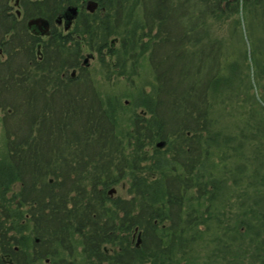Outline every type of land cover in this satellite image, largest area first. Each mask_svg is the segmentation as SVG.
Segmentation results:
<instances>
[{"label": "trees", "instance_id": "16d2710c", "mask_svg": "<svg viewBox=\"0 0 264 264\" xmlns=\"http://www.w3.org/2000/svg\"><path fill=\"white\" fill-rule=\"evenodd\" d=\"M23 1L21 20L0 1V112L9 127L0 142V264H183L179 254L197 241L224 264H245L234 254L264 230V36L251 41L243 70L228 51L205 53L204 16L228 18L259 1ZM87 1L95 12L83 9ZM68 7L80 9L68 32L28 34L27 18ZM89 52L107 81L139 79V66H149L152 89L130 104L143 116L126 120L118 98H101L81 76ZM159 141L163 150H144ZM231 173L249 185L229 186ZM122 182L126 198H110ZM249 198L244 220L223 221L231 199Z\"/></svg>", "mask_w": 264, "mask_h": 264}, {"label": "rangeland", "instance_id": "374dc122", "mask_svg": "<svg viewBox=\"0 0 264 264\" xmlns=\"http://www.w3.org/2000/svg\"><path fill=\"white\" fill-rule=\"evenodd\" d=\"M258 1H259L258 6H256L257 4L255 5V7L249 6L247 8V11L245 10L240 11L239 14L228 17V18L219 17L217 11L212 16L210 14L209 15L206 14L207 17L206 15L204 16L205 28L209 36L206 39V41L203 42L204 45H206V47H204L203 49L205 51L212 50L213 55L217 54L219 56H221V53L225 55L228 51L229 55L233 58V60H235L242 67L243 70H246V65L250 66L251 64V60H250L251 41L257 40L259 38H263L264 36V15L262 16V14H264V0H258ZM203 4L204 6L208 8H213V2L211 0H203ZM9 5L13 6V11H14V2H10ZM203 10H205V7H202V11ZM236 27H238V32L240 33L242 38L239 37V33H237V31L234 30ZM250 34L252 35L251 39L248 38V35ZM197 49H200V48H197ZM207 52L208 51H206L205 53ZM90 53L91 52L85 53L82 59V66L86 69L83 73L84 75L79 74V70L73 71L74 72L73 74L86 76L88 81L95 80L94 81L96 82L95 87H97V92L101 94V98L108 99L110 98V96L114 97L115 99L118 98L121 105H123V109L125 110L124 112L122 109L123 115L126 120H129L130 118H132L133 113H136L137 115L141 116L143 114L142 109L141 108L133 109L130 104L132 103L133 94L136 93L137 90L151 91L152 87H150L149 83H151L153 77H152V73L150 71L149 66L148 65H144V67L139 66L136 72V75L140 77L139 79L138 78L131 79L129 77V80L124 82L123 79L118 80L117 78L112 76V79L110 81H107L105 78L107 72L103 70L97 55L95 53L93 54H90ZM130 71H131L132 77L133 76L135 77L136 75L135 73H133L132 69ZM71 72L72 71H69L68 73L70 74ZM131 80L135 81L134 84L130 82ZM136 83L138 84L139 87H141L140 89H137V87L134 86ZM43 103H45L44 98L37 99L34 104L40 108L42 105H44ZM232 108L233 106L231 107V109ZM163 116L165 117L164 119L167 118L165 114ZM1 117H2V112H0V142H2L3 140L2 138L5 136V133H7L6 131L9 128L8 126L5 125L4 122H2ZM246 137L251 138L250 135H247ZM127 146H131V144H128ZM154 146L155 145L149 146L147 144L144 147V150L149 151L151 155L155 148ZM249 146L251 147L252 144L248 143L246 147H249ZM62 147L63 145L61 142L59 149H62ZM165 147L166 145H164L161 148V150H163ZM132 148L133 147L128 148L125 151V154H127L129 150H132ZM254 154L255 153L252 152L251 157H253ZM248 155H249V152H248ZM252 168H253V164L249 170H251ZM258 171L262 172V174L264 175V165H259ZM234 177L235 176L233 175V173H231V176L229 178H226L227 182L231 181L228 183L229 186L238 184V186L242 185L243 187V186L249 185L248 182L246 181L243 183L240 181L242 179H245L242 177L237 178L238 183L234 184V182H236V180H234ZM111 189H114V192L112 194H110ZM111 189H109L110 198H113V199L114 198H120V199L126 198L127 188H126L125 183L122 182L121 184L117 186H113ZM234 201L238 202V199H231V201H229L231 205L226 206L224 210V213H226L227 215L229 214L228 212H231L230 217H227V215L225 214V217L223 218V221L225 223H231V226L233 225V227L236 225L237 219H243L245 217L244 212L246 211H240L239 210L240 207H244V206L248 207V205L252 207L253 200L250 198L247 200L246 199L242 200L241 203H244V204H241V203L234 204L236 203ZM259 208L260 206L258 205L257 206L258 211H259ZM252 224L258 225L257 223L255 224L254 222ZM204 228L206 231L207 230L206 227L200 226V230L204 231ZM259 230L260 231H258L257 236H259L260 240L258 241H261L262 237H263V240L261 242H258L257 245H255V247L250 246L248 248H243L244 246H241V249L239 250L237 248L236 249L238 250L237 252L241 251V253H238L239 257L237 256L236 253L234 254V256L236 257L234 259L235 262H238L237 260H239V258L242 259L245 264H255L256 262L258 264V261L262 260V259L256 258V254L260 252L258 248L264 245V236H263L264 230L260 228ZM241 231L244 232L245 230L241 229ZM249 234L255 237L254 235L255 232H252V230H249ZM185 235L200 236L199 232H189V231ZM133 237H135L136 239V235H133ZM254 239H256V237ZM204 249L205 248H202L201 241H197L196 245L193 244L191 245V247H187V249H185L187 253L184 252L182 254H179L177 261H180L183 264H210L211 262L217 263V264H219L220 262V264H224L225 261L221 257L219 256L214 257L212 254L209 255L207 254V252H205ZM243 249L247 251L246 254L242 253ZM233 250H235V248ZM220 254L223 255L224 257L227 256V253L221 252Z\"/></svg>", "mask_w": 264, "mask_h": 264}, {"label": "flooded vegetation", "instance_id": "af4514ba", "mask_svg": "<svg viewBox=\"0 0 264 264\" xmlns=\"http://www.w3.org/2000/svg\"><path fill=\"white\" fill-rule=\"evenodd\" d=\"M2 2H4V8L2 9L3 12H5L8 16H12L15 15L16 18L18 20H21L24 18V10H23V0H0ZM31 3L34 2H38L41 0H28ZM10 2H14V11H13V6H10ZM77 8V7H76ZM67 9H64L62 12H60L58 15L52 17L51 19H47L44 17H29L25 20V28L28 32V34L32 37H35V39H39V40H45L47 38H50L52 36V34H61L62 32H68L71 27L73 26L74 21L71 22V25L67 27V29L65 28V26H67V22L65 20V16H66V12ZM84 9H86V5H84ZM79 8H77V11L79 13ZM91 13V12H90ZM78 16V15H77ZM35 18H43L45 20H47V28L46 29H40L37 27H31L29 28L27 26V23L29 20L31 19H35ZM76 19V18H75ZM40 43V42H39ZM36 54L37 56L39 55V49L36 50ZM255 247V246H254ZM260 250L259 253L256 254V258L258 259H262L261 261H258V264H264V245L260 246V248H258ZM257 264V262L255 263Z\"/></svg>", "mask_w": 264, "mask_h": 264}, {"label": "water", "instance_id": "95a60500", "mask_svg": "<svg viewBox=\"0 0 264 264\" xmlns=\"http://www.w3.org/2000/svg\"><path fill=\"white\" fill-rule=\"evenodd\" d=\"M97 7V4L93 1H89L87 2L86 4V9L89 11V12H93L95 10V8ZM77 8L76 7H69L67 9V12H66V16H65V20L67 22V26H65V28L67 29L68 26L71 25V22L77 17ZM47 20L43 19V18H35V19H31L28 21L27 23V26L29 28L31 27H37L40 29H46L47 28ZM86 62V60H85ZM164 142L163 141H159L156 143V147L157 148H162L164 146ZM114 192V189H111L110 191V194H112ZM139 244V237H138V240H137V245Z\"/></svg>", "mask_w": 264, "mask_h": 264}, {"label": "bare ground", "instance_id": "6f19581e", "mask_svg": "<svg viewBox=\"0 0 264 264\" xmlns=\"http://www.w3.org/2000/svg\"><path fill=\"white\" fill-rule=\"evenodd\" d=\"M96 10H97V7L95 8V10H94L93 12H95ZM93 12H92V13H93Z\"/></svg>", "mask_w": 264, "mask_h": 264}]
</instances>
